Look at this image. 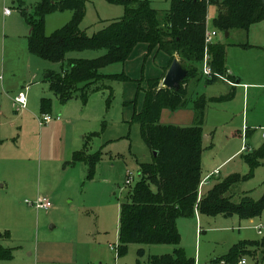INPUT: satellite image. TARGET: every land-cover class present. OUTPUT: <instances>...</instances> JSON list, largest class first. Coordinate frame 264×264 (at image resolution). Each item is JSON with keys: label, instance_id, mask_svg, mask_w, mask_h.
<instances>
[{"label": "rangeland", "instance_id": "374dc122", "mask_svg": "<svg viewBox=\"0 0 264 264\" xmlns=\"http://www.w3.org/2000/svg\"><path fill=\"white\" fill-rule=\"evenodd\" d=\"M38 2L23 0V6L29 14H34ZM150 2L152 7L161 11L171 6V0ZM85 4L81 28L89 35L126 14L124 4L110 0H85ZM5 7L12 9V15L4 13ZM74 14L72 9L48 14L46 34L52 35L63 28ZM216 15V7L210 6L207 20L210 31L215 29ZM5 27L8 35H17L22 40L29 33V25L20 11L18 0H0V35ZM218 40L229 44L226 66L232 77L240 80L236 84L235 97L214 100L229 92L231 83L224 77L232 80L230 75H218L210 82L203 75L202 79H192L189 83L191 99L187 108L180 113L166 109L162 121L166 124H192L193 102L197 97L205 96L201 163L202 179L208 177L201 184L199 195L202 197L217 183L239 174L241 179L232 185L228 195L231 194L235 202L241 201L244 195L259 200L264 194V163L252 172L245 156L254 153L264 142V84L261 83L264 82V51L238 45L239 42H250V34L243 30L233 32L229 38L220 35ZM16 45L17 41L6 43L7 49L9 46L13 49L12 56L6 53L8 75L16 71L20 78L30 68L39 74L36 86L50 94L48 85L43 81V71L60 73L63 64L43 60L36 55V61L28 65L19 57ZM2 47L0 39V61ZM105 53L104 49H86L72 51L67 58L92 59ZM168 57L167 53L158 49L149 52L147 44L140 43L126 62L112 63L100 69L103 74L125 73L132 80L100 82V88L89 93L86 101L80 94L63 104L52 94L51 112L60 114L63 110L62 115L75 122L70 129L71 138L76 149L85 148V160L75 164L70 163L73 160H68L64 170L56 167L54 159L63 152V143L68 136L63 134L61 141L62 130L58 127L52 129L51 126L55 120L49 124L50 129L39 136L42 153L39 150V154H27L29 158L37 157L42 161V164L37 163L35 179L33 173L30 186L21 187L13 179L4 186V180H0V233L5 237L2 243L14 249L13 257L0 259V264H137L141 250L144 251L141 264H148L153 255L173 252L174 246L168 244H130L126 254H117L122 204L139 179V164L153 160V152L143 140L139 124L133 122V115L142 111L149 80L160 76ZM203 70L202 65V74ZM36 124H39L38 121ZM34 129L36 126L29 122L22 143L29 142L32 147L33 142H38V136L34 138L33 135ZM86 159L94 162L92 178H89L90 164ZM26 176V171H20V180ZM58 187L68 189L71 195L67 202H57L58 206L54 203L49 210L38 209L28 203L36 200L32 188L53 192ZM178 220L181 246L196 258L197 264H225L224 255L235 245L264 239V211L255 217L242 219L237 214L211 216L196 209L194 216ZM244 251L240 259L244 258L245 264H260V247L256 251V247L245 246ZM226 264L233 263L226 261Z\"/></svg>", "mask_w": 264, "mask_h": 264}, {"label": "trees", "instance_id": "16d2710c", "mask_svg": "<svg viewBox=\"0 0 264 264\" xmlns=\"http://www.w3.org/2000/svg\"><path fill=\"white\" fill-rule=\"evenodd\" d=\"M18 1L20 11L29 25L27 38L30 52L43 60L63 64L60 73L48 71L45 76L51 92L63 104L80 94L86 101L89 93L100 88V82L132 80L125 73L103 74L100 69L112 63L126 62L140 43H146L149 52L155 49L164 51L171 61L178 57L188 70V75L177 90L163 87L161 77L150 79L144 107L133 115V122L139 124L143 140L151 152L157 151V156L153 154L151 162L139 164V179L129 191L127 201L122 204L118 256L126 254L130 244H168L174 246L173 252L153 255L148 264H197L196 258L181 246L182 234L178 228L180 217H192L196 209L211 216L237 214L242 219L255 217L264 211V194L259 200L244 195L239 202H235L231 194L228 195L232 185L241 179L239 174L217 183L199 198L203 181L201 152L206 115L205 96L197 97L193 102V125L160 123L162 110L188 106L191 99L188 89L190 81L203 77L201 66L205 55L209 7L215 6L217 10L215 29L222 36L228 32L229 38L233 32L249 31L252 24L264 19V4L261 0H171L170 9L165 11L152 7L150 0H110L124 4L126 14L110 21L93 35L81 28L86 10L85 0H39L34 14L28 13L23 0ZM67 9L74 10L73 19L52 35H47V15ZM227 45L217 40L209 46L210 63L214 70L211 78L228 75ZM240 45L251 46L247 43ZM86 49H104L106 53L92 59L67 58L72 51ZM211 78L207 77V82ZM235 93L233 84L226 95L214 100H229L235 97ZM41 104L43 114L51 113V97H42ZM84 153L85 150L76 152L70 163L85 160ZM245 160L252 172L264 163V142L254 153L246 155ZM89 164V178H92L94 162L89 160ZM4 238L0 233V259H10L14 249L2 243ZM245 246L256 247V251L260 247V264H264V239L235 245L224 255L223 263L232 261L238 264L244 259L240 258ZM138 254L137 264H141L144 251Z\"/></svg>", "mask_w": 264, "mask_h": 264}, {"label": "crops", "instance_id": "0c3cea01", "mask_svg": "<svg viewBox=\"0 0 264 264\" xmlns=\"http://www.w3.org/2000/svg\"><path fill=\"white\" fill-rule=\"evenodd\" d=\"M12 13L9 15H12ZM5 29L6 27L3 29V32L0 35V39L3 42L2 59L0 61V180H4L3 181L4 186H6V184L11 179H13L17 183H19V186L29 187L31 180H33V173L35 179V172L37 171L38 168L37 163L39 162V164H42V161H40V159L38 160L37 157L29 158L27 157V154L31 152L34 154L35 153L39 154V150L42 153L41 142L39 146V136H41L42 133L44 134L45 130L50 129L51 126L52 129H55L57 127L61 129L62 130L60 135L61 141H63L64 138L62 136H64L65 134H67L68 136L63 143V152H61L54 159L56 161V167L60 168L61 170L62 168L63 170L65 168V164H66L65 161L68 162V160H73L76 152L84 151L85 148L82 149L83 148L82 147L81 149H76V147H74L75 145L73 144H75V141L73 138H71L70 129L72 128V126L75 125V122H73L72 119H69L70 117H66V115H62L63 110L60 111L61 112L60 114L59 113L53 114L51 112L53 116H60V118L55 119L56 122H54L55 120H53L52 122L48 123L46 127L42 128V126L46 124L41 125L38 119L43 114L41 100L42 97L44 96L51 97L53 93L51 92L49 83L45 80V78L43 81L48 85L50 94H48V91L46 92L42 91L40 87L36 86L37 83L39 82V81L37 82V78L39 74L38 72L34 73L30 68L29 71L27 73L22 74L20 78H18V74L16 71L8 75L6 68V53L8 52V56H12L13 49L10 47L11 44H9L10 46L7 49L6 46L7 41H11V40L15 42L17 41L16 52H18L19 57L28 65H31L36 61V58H34L36 55L32 54L28 47L27 37L29 33L25 36V40H22L21 38L16 37L17 35L16 36L8 35ZM246 33L247 35L248 33L250 34V42H251V43L250 42H246V43L250 44L251 46L250 47L243 46V47L255 48L264 51V19L262 21L252 24L249 31H247ZM237 44L240 45L243 43L239 42ZM171 63L172 61L169 56L167 58V61L164 63L163 71L160 73L159 76L162 78V80L165 77L167 70L171 66ZM43 72L45 76L48 74V70H45ZM227 73L228 75L232 76V72L229 69ZM256 75L263 76L260 73L259 74L256 73ZM234 83H235V92H236V88H237L236 84L240 83V80L236 79L234 80ZM261 83L264 84V82L262 81ZM229 87H230L229 88L230 91V89L232 88V84H230ZM26 88H27L26 90L27 105L26 107H22L16 102L15 97L21 91H24ZM185 108L177 109L176 111L180 113L181 111H184ZM165 111L166 109L162 110L160 117V123L162 124H166L165 121H162V117L164 116ZM38 113H41V115L37 116ZM193 113H194L193 114L194 117L192 119L193 120L192 124L180 123L177 125L180 126L193 125L195 123V111ZM37 121L39 123L38 124L39 126L36 124ZM29 122H32L33 125L36 126V130L34 129V133H33L34 138H37L38 136V142L37 143L33 142L32 147L30 146L29 142L22 143L23 137L27 134ZM49 124H53V125L49 126ZM241 150H244V148H242ZM1 164H2V168H1ZM22 170L26 171L27 176L23 180H20V171ZM31 170H32V177H31ZM206 178L202 181V184L206 182ZM60 185L61 183H59V186ZM32 191L36 200H38L41 197L50 200L52 202L51 208H53L54 203L55 206H58L57 202H60L62 200H65V202H67V200L70 198L71 195L68 192L67 188L59 189V187L56 191L53 192H48L46 190L43 191L41 190V188L38 191L37 190L35 191L34 188H32ZM200 197L201 196L199 195V198ZM42 210H49V209H42Z\"/></svg>", "mask_w": 264, "mask_h": 264}, {"label": "built area", "instance_id": "2783aa9c", "mask_svg": "<svg viewBox=\"0 0 264 264\" xmlns=\"http://www.w3.org/2000/svg\"><path fill=\"white\" fill-rule=\"evenodd\" d=\"M4 13L6 15H9L12 13V9L9 7H5ZM220 35L221 34L217 29H214L211 31L207 29L206 34H205V44L206 45H205V55L203 59V66H204L203 75L210 77V78L214 75V70L210 63L211 54H210L209 46L213 44L214 42H216L218 38L220 37ZM224 79L228 81L229 83H231L232 85L235 84L234 81L228 79L227 76H225ZM26 90L27 88L24 91H21L15 97L16 102L22 107H26L27 105ZM59 118L60 116H53L51 113H44L38 119H39L40 124L44 125V124H48L52 122L53 120L59 119ZM28 203L31 205H35L38 209H50L52 207V202L48 200L47 198H43V197L39 198L36 201H28ZM259 233H262V232L259 231ZM245 263H246V260L243 259L238 264H245Z\"/></svg>", "mask_w": 264, "mask_h": 264}, {"label": "water", "instance_id": "95a60500", "mask_svg": "<svg viewBox=\"0 0 264 264\" xmlns=\"http://www.w3.org/2000/svg\"><path fill=\"white\" fill-rule=\"evenodd\" d=\"M264 4V0H261ZM229 33L225 34V37H228ZM188 75V70L183 67L182 63L180 62L179 58L176 57L171 63V66L167 70L165 77L163 78L161 85L163 87H168L171 89H179L182 81ZM154 156H157V151L153 152Z\"/></svg>", "mask_w": 264, "mask_h": 264}]
</instances>
